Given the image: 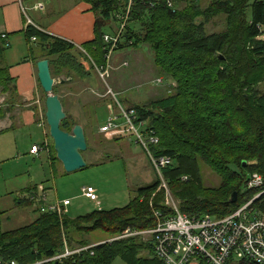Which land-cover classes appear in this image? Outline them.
<instances>
[{"label": "trees", "instance_id": "16d2710c", "mask_svg": "<svg viewBox=\"0 0 264 264\" xmlns=\"http://www.w3.org/2000/svg\"><path fill=\"white\" fill-rule=\"evenodd\" d=\"M86 1L96 16L95 38L79 47L84 51L80 59L73 53L78 50L73 43L33 26L27 28L28 42L38 47L36 57L49 60L53 78L86 81L94 71L98 73L93 62L105 68L111 47L104 40L107 29H112L111 22L119 23L120 28L124 24V40H119L116 48L148 44L157 68L176 83L172 94L155 102L161 114L140 105L133 107L138 113L137 124L145 123V130L154 131L160 140L158 145L150 146L152 155L172 158V164L161 175L179 211L192 219L206 215L222 218L262 193L264 187L248 190L247 182L253 174L264 179V0H209L206 7L202 0ZM220 16L225 20L224 30L208 33L207 25ZM2 39L1 60L7 50ZM69 83L57 84L54 94L59 86ZM12 84L8 68L0 67L3 91H9ZM180 107L184 114H180ZM77 124L66 118L61 128L71 132ZM48 155L53 165L61 163L52 138ZM201 163L221 177L220 190L204 185ZM160 187L158 176L151 185L140 188L127 206L76 218L42 213L40 203L28 197L37 185L27 188L25 198L18 203L33 206L37 218L4 231L5 211L0 210V259L36 264L62 254L66 244L71 250L90 247L83 236L96 230L114 238L128 228L152 229L155 218L151 203L165 214L173 213L165 206L166 192ZM234 192L236 202H232ZM252 205L264 217V193ZM154 251L152 240L131 237L96 245L50 264H113L117 258L126 264H163Z\"/></svg>", "mask_w": 264, "mask_h": 264}, {"label": "rangeland", "instance_id": "374dc122", "mask_svg": "<svg viewBox=\"0 0 264 264\" xmlns=\"http://www.w3.org/2000/svg\"><path fill=\"white\" fill-rule=\"evenodd\" d=\"M208 3L209 0H202L203 7ZM224 22L223 16L212 19L206 27L208 33L223 31ZM118 27L119 23L111 22L112 29H109L110 27L107 29V35L117 38L122 30L120 40H124V24L123 27ZM136 30L140 31L141 26L137 25ZM37 52L35 48L34 57L38 55ZM112 52L107 57L106 66H109V70L104 80L94 71L92 77L86 81L76 78L68 85L59 86L57 92L64 103L62 104L66 118H72L81 124L86 138L89 137L88 150L84 158L87 164L95 165L74 173H66L62 163L53 165L49 155L44 151L32 155L30 151L33 145L42 144L46 139L45 132L51 143L48 125L45 132L41 126L36 125L32 128L18 127L0 133V210L7 211L5 219L3 216L4 231L28 225L37 218L33 206L21 204L17 209L12 203L19 197L21 190L33 184H44L51 189L48 194L49 203H55L58 199L61 203L69 200L71 202L68 207L69 215L76 218L99 209L94 202L84 197V188L94 187L101 208L113 210L127 206L138 195L140 188L156 181L158 174L147 152L137 142L134 130H130L121 117L118 103L124 109L140 105L149 111L160 113L155 102L172 94L176 83L157 68L154 53L146 43L122 49L115 47ZM73 53L80 59L79 56L84 51L78 48ZM2 63L3 59H0V66ZM85 66L88 69V64L85 63ZM3 90L0 86V112H9L12 107L14 109L12 113H15L13 116L18 117L22 104L25 103L10 97L12 89L7 92ZM109 90L112 93H109ZM33 105L37 108L39 122L46 120V95L41 89L40 98ZM184 112L183 107H180V114ZM111 116L117 117L120 128L102 133L101 129ZM136 129L140 134L146 131L145 126L139 124L136 125ZM50 154L53 156L52 152ZM201 170L204 185L212 190H220L221 177L207 164L201 163ZM83 237L89 243L111 239L109 233L100 230L85 234ZM144 240L151 238L145 237ZM113 264L126 263L117 258Z\"/></svg>", "mask_w": 264, "mask_h": 264}, {"label": "built area", "instance_id": "2783aa9c", "mask_svg": "<svg viewBox=\"0 0 264 264\" xmlns=\"http://www.w3.org/2000/svg\"><path fill=\"white\" fill-rule=\"evenodd\" d=\"M121 34L122 30L117 38H112L108 35L104 36L105 42L111 44L107 57L109 53H113L112 50L117 46ZM93 64L99 76L104 80L108 76L109 66L98 68L94 62ZM109 93H112V91L109 90ZM118 105L121 117L125 120L126 125L130 127V130H134V134L137 135V142L147 152L153 168L160 177V189H164L166 192L165 206L171 208L173 213L165 214L162 210L154 208L151 203V207L154 209V228L142 231L128 228L121 235L96 245L131 237H142L143 239L149 237L154 243L155 257L163 264H192V262L200 264L202 261L206 264H264V217L260 216L252 205L264 191L239 209L222 218L206 215L200 219H192L181 213L167 182L161 175V171L172 164V158L166 156L155 158L150 152V146L159 144L158 136L152 130H146L144 134H140L136 129L138 120L136 110L134 108L124 109L119 103ZM140 124L146 126L143 122H140ZM39 126L45 132L47 121L43 119L39 122ZM118 128H120V125L117 123V117L111 116L101 129V132L106 133ZM45 135L46 139L42 144L33 145L30 151L31 154L38 155L41 151H44L47 155L49 154L51 143L47 139L46 132ZM263 187L264 179L259 174H253L247 182L248 190L262 189ZM48 194L49 190L45 185H37V189L31 191L28 197L31 202L40 203L39 208L42 213H56L61 218L67 215L71 202L65 200L61 203L57 198L58 200L55 203H49ZM83 195L91 202H94L96 206H101L99 196L94 187L84 188ZM96 245L71 250L66 244L65 251L62 254L36 264L54 263ZM0 264L18 263L13 260L4 261L0 259Z\"/></svg>", "mask_w": 264, "mask_h": 264}, {"label": "crops", "instance_id": "0c3cea01", "mask_svg": "<svg viewBox=\"0 0 264 264\" xmlns=\"http://www.w3.org/2000/svg\"><path fill=\"white\" fill-rule=\"evenodd\" d=\"M95 22L96 16L92 11V5L86 0H70V2L66 0H0V37H3L5 40L2 39V41L7 44L0 67H7L13 79L10 97L25 103L22 104L18 117L13 116L15 113H12L14 111L12 107L9 112H0V133L18 127L32 128L39 125L38 113L33 104L40 98L37 68L40 59L34 57L31 47L34 46L37 51L39 49L28 42L27 28L33 26L48 35L69 41L79 48L94 40ZM33 40L36 42V39L33 38ZM36 185L33 184L21 190L19 197L12 201L14 207L19 209L18 205L21 203L18 201L25 198L27 188ZM47 189L50 192L51 189ZM98 208L103 210L101 206ZM101 242L103 241L91 243V246ZM192 264L199 263L192 262Z\"/></svg>", "mask_w": 264, "mask_h": 264}, {"label": "water", "instance_id": "95a60500", "mask_svg": "<svg viewBox=\"0 0 264 264\" xmlns=\"http://www.w3.org/2000/svg\"><path fill=\"white\" fill-rule=\"evenodd\" d=\"M37 68L39 83L48 95L46 99V120L57 158L67 173L80 171L88 166L84 158V153L88 150L85 130L81 124L75 125L71 132L62 130L61 124L66 119V113L59 96L54 94V87L57 84H65L71 80L54 79L47 59L40 60ZM236 199L237 193L234 192L232 202H236Z\"/></svg>", "mask_w": 264, "mask_h": 264}]
</instances>
